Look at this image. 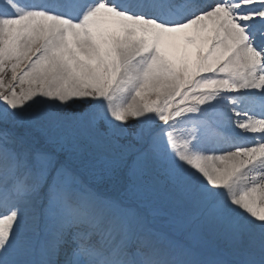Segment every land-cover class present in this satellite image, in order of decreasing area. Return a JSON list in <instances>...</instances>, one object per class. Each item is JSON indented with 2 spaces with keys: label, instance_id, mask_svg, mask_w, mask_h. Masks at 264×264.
I'll return each instance as SVG.
<instances>
[{
  "label": "snow or ice",
  "instance_id": "6c2138e0",
  "mask_svg": "<svg viewBox=\"0 0 264 264\" xmlns=\"http://www.w3.org/2000/svg\"><path fill=\"white\" fill-rule=\"evenodd\" d=\"M0 264H264V0H0Z\"/></svg>",
  "mask_w": 264,
  "mask_h": 264
},
{
  "label": "rangeland",
  "instance_id": "374dc122",
  "mask_svg": "<svg viewBox=\"0 0 264 264\" xmlns=\"http://www.w3.org/2000/svg\"><path fill=\"white\" fill-rule=\"evenodd\" d=\"M113 183H118V180L113 181ZM111 186V185H110Z\"/></svg>",
  "mask_w": 264,
  "mask_h": 264
}]
</instances>
